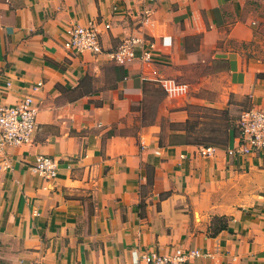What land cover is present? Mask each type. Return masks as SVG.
<instances>
[{
	"label": "crops",
	"instance_id": "0c3cea01",
	"mask_svg": "<svg viewBox=\"0 0 264 264\" xmlns=\"http://www.w3.org/2000/svg\"><path fill=\"white\" fill-rule=\"evenodd\" d=\"M51 8L56 13L49 20L31 7L0 12V105L16 104L33 93L38 126L50 123L52 103H57V110L80 103L78 97L68 99L63 94L79 88L75 63L84 58L66 50L65 30L94 21L103 27L102 42L108 49L113 38L121 42L132 36H127L124 25L141 11H147L144 23L148 20L150 25L136 36L156 41L155 59L173 66L188 56L215 60L228 69L231 90L239 100L250 98L253 106L264 107V0H65ZM161 16L169 18L168 26L159 23ZM39 82L43 84L34 93L32 87ZM129 83L125 87L141 86ZM36 134L30 144L0 150V260L5 264H133L146 250H170L160 230L171 199L162 202L161 212L149 206L141 216L139 160L119 158L108 176L86 178L77 167L85 158L68 166L57 159L66 153V139L36 138ZM235 136L236 132L228 147ZM96 143L88 147L95 156ZM105 147L110 154L109 140ZM216 152L209 160L215 169L219 158H227L226 151L219 150L224 155L218 158ZM41 154L57 160L55 179L45 180L31 169ZM168 155L174 151L164 148L161 157ZM185 156L182 152L179 158ZM152 162L158 166L159 160ZM88 190L93 194L90 205L81 197ZM243 215L234 217L243 221ZM254 221L247 218L243 233L232 238L225 233L182 247L203 252L192 264H264V254L256 252L264 248V228Z\"/></svg>",
	"mask_w": 264,
	"mask_h": 264
},
{
	"label": "rangeland",
	"instance_id": "374dc122",
	"mask_svg": "<svg viewBox=\"0 0 264 264\" xmlns=\"http://www.w3.org/2000/svg\"><path fill=\"white\" fill-rule=\"evenodd\" d=\"M63 1L0 0V12L31 7L43 18L55 19L56 10L51 4ZM136 15V18L129 17L124 25L127 36H132L121 42L113 38L108 50L116 51L126 40L139 37L138 32L150 25L148 20L144 23L147 11ZM168 19L161 16L159 23L168 26ZM102 28L99 26V31ZM149 39H145L146 44ZM82 56L75 63L80 76L79 88L75 92H63L68 99L78 97L80 103L62 110H57V103H52L50 123H40L36 134V138L41 135L67 140L65 155L57 158L61 163L64 161L68 166L85 158L78 169L86 178H99L108 176L119 158L139 160L137 207L141 216H145L149 206L161 212L162 202L171 199L160 230L169 240L170 250L188 243L193 246L196 239L205 237L217 238L225 233L231 238L237 236L238 232L243 233L241 227L247 224V218L264 228V161L253 156L235 160L225 154L226 160L219 158V167L215 169L209 163L215 153L209 156L201 151L207 146L226 151L233 133H237L240 114L254 105L250 98L239 100L232 92L226 66L195 56L174 61L175 66L168 60L157 59L149 65L142 58L122 66L107 54ZM159 64L164 67L159 69ZM156 73L187 83V93L170 97L156 82H141V76L152 77ZM132 81L141 86L125 87ZM137 89L140 93L133 94ZM108 140L110 154L105 147ZM95 142L98 144L96 156L93 150H88ZM164 148L174 151V155L161 157ZM182 152L186 154V159L181 157L183 161L179 158ZM88 153L92 156L87 157ZM217 154V158L224 155ZM155 158L159 160L158 166L152 162ZM81 197L89 205L93 204L91 191ZM242 213L245 220L234 217ZM222 227L225 228L220 230ZM256 252L263 255L264 248Z\"/></svg>",
	"mask_w": 264,
	"mask_h": 264
},
{
	"label": "built area",
	"instance_id": "2783aa9c",
	"mask_svg": "<svg viewBox=\"0 0 264 264\" xmlns=\"http://www.w3.org/2000/svg\"><path fill=\"white\" fill-rule=\"evenodd\" d=\"M158 1V0H157ZM99 25L91 21L86 24H74L64 33V47L68 52L76 55H102L107 54L118 65L132 63L136 58H142L151 65L155 60L154 51L157 43L139 38H130L116 50L104 47ZM146 46V47H145ZM141 82L151 80L156 82L170 97L187 93L188 84L175 78L156 73L155 76H141ZM42 82L32 87L34 93L40 90ZM36 102L33 93L24 96L18 103L0 105V150L14 145L30 144L34 140L38 129ZM217 148L212 146L202 147L204 155H213ZM226 154L229 157L255 158L264 157V107L252 106L243 111L237 121V133L232 146L228 147ZM35 174L45 180H52L58 176L59 165L55 158L41 154L31 166ZM202 256L199 249L177 246L168 252L156 249L146 250L134 258L133 264H192Z\"/></svg>",
	"mask_w": 264,
	"mask_h": 264
},
{
	"label": "trees",
	"instance_id": "16d2710c",
	"mask_svg": "<svg viewBox=\"0 0 264 264\" xmlns=\"http://www.w3.org/2000/svg\"><path fill=\"white\" fill-rule=\"evenodd\" d=\"M225 227L220 228V230L224 229ZM0 264H5L2 260H0Z\"/></svg>",
	"mask_w": 264,
	"mask_h": 264
}]
</instances>
